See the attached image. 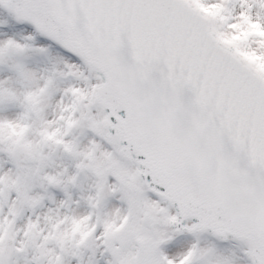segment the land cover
<instances>
[{
  "label": "snow or ice",
  "instance_id": "snow-or-ice-1",
  "mask_svg": "<svg viewBox=\"0 0 264 264\" xmlns=\"http://www.w3.org/2000/svg\"><path fill=\"white\" fill-rule=\"evenodd\" d=\"M0 264H264V0H0Z\"/></svg>",
  "mask_w": 264,
  "mask_h": 264
}]
</instances>
